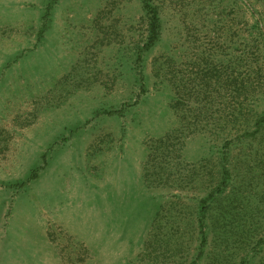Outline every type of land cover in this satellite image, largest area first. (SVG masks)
Returning <instances> with one entry per match:
<instances>
[{
	"label": "rangeland",
	"instance_id": "rangeland-1",
	"mask_svg": "<svg viewBox=\"0 0 264 264\" xmlns=\"http://www.w3.org/2000/svg\"><path fill=\"white\" fill-rule=\"evenodd\" d=\"M153 4L0 0V264H264V0Z\"/></svg>",
	"mask_w": 264,
	"mask_h": 264
},
{
	"label": "trees",
	"instance_id": "trees-1",
	"mask_svg": "<svg viewBox=\"0 0 264 264\" xmlns=\"http://www.w3.org/2000/svg\"><path fill=\"white\" fill-rule=\"evenodd\" d=\"M142 3H143V9L145 11V14L149 20V41L145 47V49L148 50L152 48L160 39L161 29H162L161 18H160V13H159L158 8L153 4V0H142ZM263 18L264 17L262 16L259 19H256L257 20L256 30L258 32V35L264 40V20ZM261 122L262 121L258 122V124L261 125ZM168 139H170V136H167L166 138H162L158 140V143L164 144L165 140H168ZM225 159L227 158L224 157V160ZM229 179H230V171L225 165H223V179L220 185L216 188V190L211 191L210 194L207 196V198H204L201 201L203 217H206V212L208 211V206H209L208 203L215 199V195L224 194V192L226 191V187L228 186ZM200 223H201V229L203 231L202 233L204 234V230H203L204 225H203L202 218L200 220ZM205 241H206V238L204 237L203 242L205 243Z\"/></svg>",
	"mask_w": 264,
	"mask_h": 264
}]
</instances>
